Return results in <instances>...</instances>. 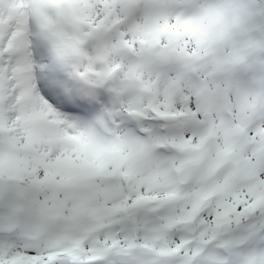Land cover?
<instances>
[{
	"label": "snow or ice",
	"instance_id": "6c2138e0",
	"mask_svg": "<svg viewBox=\"0 0 264 264\" xmlns=\"http://www.w3.org/2000/svg\"><path fill=\"white\" fill-rule=\"evenodd\" d=\"M0 264H264V0H0Z\"/></svg>",
	"mask_w": 264,
	"mask_h": 264
}]
</instances>
